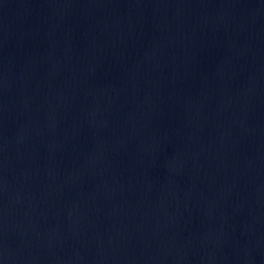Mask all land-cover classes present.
<instances>
[{
    "label": "water",
    "instance_id": "95a60500",
    "mask_svg": "<svg viewBox=\"0 0 264 264\" xmlns=\"http://www.w3.org/2000/svg\"><path fill=\"white\" fill-rule=\"evenodd\" d=\"M0 264H264V0H0Z\"/></svg>",
    "mask_w": 264,
    "mask_h": 264
}]
</instances>
